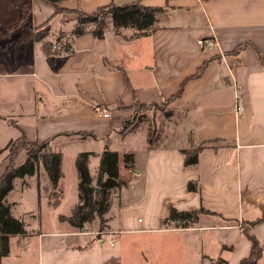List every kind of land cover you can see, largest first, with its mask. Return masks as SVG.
Instances as JSON below:
<instances>
[{"label":"crops","instance_id":"0c3cea01","mask_svg":"<svg viewBox=\"0 0 264 264\" xmlns=\"http://www.w3.org/2000/svg\"><path fill=\"white\" fill-rule=\"evenodd\" d=\"M134 1L61 0V13L45 0H0V175L9 162L7 145L21 134L62 155L56 189L39 167L14 180L13 189L31 191L30 210L16 217H69L79 201L76 157L92 154L95 177L108 147L119 154L125 185L111 192L103 231L98 219L91 223L98 230L90 224L75 230L65 221L58 231L28 228L36 264H124L118 234L150 241L140 254L144 264H238L251 249L241 222L264 213V0H140L162 7L150 34L116 33L110 24L104 38L72 36L74 10L92 14ZM200 39L213 44L199 45ZM236 100L244 106L240 114ZM135 102L162 105L160 125L178 140L151 144L142 128H129L127 107ZM96 105L111 115L98 117ZM198 146L197 162L186 167L181 150ZM25 158L20 149L15 163ZM190 182L198 191L188 190ZM9 202L13 214L20 202ZM171 208L213 214H200L191 227L164 225ZM249 234L263 252L264 217ZM206 241L218 244V259L204 254ZM152 249L156 256L148 254ZM9 254L1 264H9L3 261ZM258 262L264 264V252Z\"/></svg>","mask_w":264,"mask_h":264},{"label":"trees","instance_id":"16d2710c","mask_svg":"<svg viewBox=\"0 0 264 264\" xmlns=\"http://www.w3.org/2000/svg\"><path fill=\"white\" fill-rule=\"evenodd\" d=\"M56 7V3L61 0H45ZM162 7L146 6L141 4L140 0L125 5H115L110 3L107 6L98 7L92 14H86L81 10L76 12V24L72 30V36L78 37L83 33H91L95 38H104V32L111 24L113 30L118 33L120 29L134 30V37L148 35L153 29L155 23V14ZM57 12H63L62 9L56 7ZM39 38L40 35H37ZM50 43H43V48L47 52L51 50ZM202 68V67H201ZM201 68L197 74L200 73ZM156 106L151 103L135 102L127 109L133 111L136 107ZM15 144V145H14ZM48 142L34 143L26 140L23 134L18 138L11 140L7 145L9 163L0 175V259L7 256L10 251L9 237L14 235L24 236L27 234L24 222L18 217L12 215V204L7 201V195L13 189V182L17 178H25L32 176L38 171V167L42 166L47 175L48 181L53 189L57 188V183L62 176L61 162L62 155L59 152H52L47 148ZM201 147L189 148L181 150L184 154V165L195 164L197 155ZM26 151V158L22 163L16 164L15 159L19 150ZM90 152L79 153L75 159V168L78 173V203L73 207L69 217H60V220L67 221L73 228L82 229L85 225L90 224L94 219H99V231H103L105 223L104 215L111 205V191L121 188L125 182L120 177L118 168L119 154L105 147L100 152V160L97 166L96 176L93 177L88 168ZM97 189L99 192L97 193ZM198 191L196 183L190 182L188 190ZM202 213H211L203 208L191 209V211H179L170 209L168 216L164 219V225L178 222L177 227H191ZM264 217L248 222H241L242 232L251 242L250 255L242 258L238 264H258L263 252L260 243L256 237L249 234L251 226L260 223ZM237 221V220H236ZM234 221V222H236ZM225 261L217 260L216 264H224ZM1 264V261H0Z\"/></svg>","mask_w":264,"mask_h":264},{"label":"rangeland","instance_id":"374dc122","mask_svg":"<svg viewBox=\"0 0 264 264\" xmlns=\"http://www.w3.org/2000/svg\"><path fill=\"white\" fill-rule=\"evenodd\" d=\"M56 22L58 23V20ZM42 32H44V30H41L39 33L41 34ZM105 32H104V34H105ZM132 32H134V30ZM128 33L129 32L127 31V34ZM132 112H133V115H132L131 119H129L130 123L128 122L130 124L129 128L132 127L131 129H138V130L142 128L147 133V135H148L147 137L150 140L151 144H155V142H159V141L160 142L165 141L162 137L168 138L169 140L170 139H173L175 141L178 140L177 138H179V137L177 136V133H175L174 131L169 132L164 128V126L160 125L159 119L161 120L162 116L167 112L165 110V108L162 107V105L158 104L156 106L136 107ZM164 133H166V134H164ZM6 150L7 151L5 152L6 153L5 157L9 158L8 157V149H6ZM6 158L3 157V160ZM96 164H97V161L92 162L90 164V169H92L94 171L93 168H94V166H96ZM39 168H42V166H39ZM15 182H16V180H15ZM19 191L20 190L17 191V189H13L7 195L8 196L7 199L9 201L17 200L20 202L19 207H17L12 214L15 216L18 213L27 212L31 208V204L29 201V196H30L31 191L27 190V192L23 193V194H21ZM68 199L71 200L70 197ZM74 206L75 205H73L71 207V211H72ZM43 207H44V204H42V207L40 206L42 217H43V212L44 211L46 212V210ZM67 208H68V206H67ZM96 219H98V218H96ZM96 219H94V220H96ZM22 221L24 222L25 229L37 228V229L42 230V231H50V230L58 231V230H61L60 229L61 226L63 227V225H61L58 222V221H62V220H60V217L53 218V216H51L49 218L47 216V218H43V219H32L29 215H27V216H23ZM65 222H66V224H64L65 226L68 225L69 227H71L67 221H65ZM91 223H90V229L91 230H98L96 228L97 224L93 226V224H91ZM97 223H99V219L97 220ZM99 225H100V223H99ZM85 226L88 227L89 224L85 225ZM72 229H70V230H72ZM90 229L88 228L87 230H90ZM75 230H79V229H75ZM206 232L208 233V235H210L209 234L210 232H208V231H206ZM212 233H214V232H212ZM94 234L96 236H98L97 233H93V235ZM29 235H31V230H28L27 234L24 236L14 235V236L9 237V239H10L9 246H10L11 254H9V256L6 259H4L3 261H8L9 264H36L35 240H32V241L29 240L28 241L27 239H29V237H31ZM123 237H124V235L118 234V235H114L113 238L116 240L117 243H119L117 245H120L123 249V252H124L123 256H125L124 257V264H144V262L141 260L142 258L140 256V254H141L142 249L144 250V247H146V245H148V243L150 241L148 239L146 240L140 236L138 237L135 235H132V236L129 235L127 240ZM131 238H133L132 241H134V242L130 248L128 242H130V243L132 242ZM212 244H214V243H210V242L207 243V241H206V244L204 245V248H203L204 254H206V255L211 254L212 256L215 257V259H218L219 254L217 253L216 248H215V247L218 248V244L215 243V247ZM153 252H154V250L152 249V250L148 251V254L156 256L157 255L156 252H154V253ZM263 252H264V244H263ZM222 253H225V251L223 250ZM226 255H228V254H226Z\"/></svg>","mask_w":264,"mask_h":264},{"label":"built area","instance_id":"2783aa9c","mask_svg":"<svg viewBox=\"0 0 264 264\" xmlns=\"http://www.w3.org/2000/svg\"><path fill=\"white\" fill-rule=\"evenodd\" d=\"M197 43L199 45L202 44V45L211 46L213 44V40L212 39H200ZM92 109H93L95 115H97L98 117L101 116L104 118H108L111 115L109 109H107L106 107L101 106V105L93 106ZM243 109H244L243 104H241L240 101L236 100L235 106H234L235 113L240 114L243 112ZM111 245H113V242H111Z\"/></svg>","mask_w":264,"mask_h":264},{"label":"water","instance_id":"95a60500","mask_svg":"<svg viewBox=\"0 0 264 264\" xmlns=\"http://www.w3.org/2000/svg\"><path fill=\"white\" fill-rule=\"evenodd\" d=\"M96 191H97V193H98V192H99V189H97Z\"/></svg>","mask_w":264,"mask_h":264}]
</instances>
